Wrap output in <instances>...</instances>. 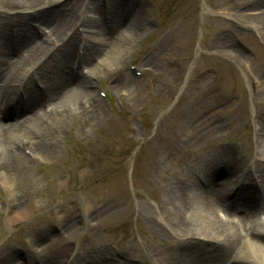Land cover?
Masks as SVG:
<instances>
[{
  "label": "bare ground",
  "instance_id": "6f19581e",
  "mask_svg": "<svg viewBox=\"0 0 264 264\" xmlns=\"http://www.w3.org/2000/svg\"><path fill=\"white\" fill-rule=\"evenodd\" d=\"M146 6L145 0H0L2 228L27 225L44 208L40 202L48 203L56 192L66 191L62 174L52 169L49 175H40L35 167L59 159L58 140L72 121L80 120L82 130L88 124L85 132L101 124L104 114L94 80L100 73L118 71L128 59L139 29L146 26ZM77 10L83 11L79 18ZM258 16L264 17V11ZM154 57L156 49L141 63L152 64ZM243 63L237 66L251 87L255 133L251 148L222 143L238 130L233 123L229 132L221 130V124L196 132L191 141L195 156L181 172L160 174L154 168L142 184L146 195L135 192L139 203L131 212L141 242L132 240L120 253L98 246L73 249L70 243L83 231L68 211L67 216L56 217L59 237L42 226L29 231L19 247L4 241L0 264H264V77L253 76ZM34 76L42 78L35 81ZM208 82L206 76L191 85L202 89ZM142 85L129 75L126 81L115 79L111 88L128 99L138 97ZM210 89L215 92L217 87ZM7 116L17 120L2 123ZM160 163L156 161L155 167ZM86 177L80 175L82 180ZM103 191L98 186L87 190L90 195ZM59 205L67 210L65 201ZM92 217L93 212L86 210L85 228L94 227ZM53 244L58 248L52 250Z\"/></svg>",
  "mask_w": 264,
  "mask_h": 264
},
{
  "label": "rangeland",
  "instance_id": "374dc122",
  "mask_svg": "<svg viewBox=\"0 0 264 264\" xmlns=\"http://www.w3.org/2000/svg\"><path fill=\"white\" fill-rule=\"evenodd\" d=\"M145 1L146 26L139 29L128 59L118 71L100 73L94 80L101 99L99 110L104 114L101 124L85 132L88 124L82 130L80 120L72 121L58 140L59 159L35 167L40 175L47 176L52 169L62 174L66 191L56 192L48 203L40 202L44 208L27 225L0 226V249L4 241L11 248L19 247L29 231L42 226L59 237L57 215L73 212L83 231L72 238L73 249L98 246L120 253L132 240L141 242L131 212L139 203L135 192L146 195L142 184L152 177L154 168L160 174L165 170L181 172L195 156L191 141L196 132L213 130L219 124L224 126L221 130L229 132L233 123L238 130L222 143L251 148L255 138L251 87L246 73L237 65L244 61L253 76L264 77V17L258 16L264 11V0ZM80 15L83 11L75 13L76 18ZM39 34L43 36V31ZM155 49L157 57L152 64H142ZM231 52L242 57L231 58ZM129 75L143 85L138 97L127 99L123 92L115 94L111 86L115 79L126 81ZM206 76L209 82L204 88L191 85ZM39 78L34 76L35 81ZM213 85L217 87L215 92L210 89ZM22 91L19 89V93ZM16 118L7 116L2 123L10 124ZM83 173L87 174L84 180L80 179ZM96 186L102 187L103 193L88 194L87 190ZM64 201L67 210L59 205ZM147 202L152 206L150 199ZM86 210L93 212L89 220L92 228H85ZM49 216L55 221H48ZM58 246L53 244L52 250ZM19 251L23 259L24 252L21 248Z\"/></svg>",
  "mask_w": 264,
  "mask_h": 264
}]
</instances>
